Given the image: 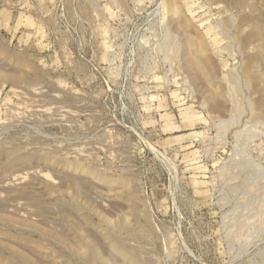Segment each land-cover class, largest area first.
Listing matches in <instances>:
<instances>
[{"label": "rangeland", "instance_id": "rangeland-1", "mask_svg": "<svg viewBox=\"0 0 264 264\" xmlns=\"http://www.w3.org/2000/svg\"><path fill=\"white\" fill-rule=\"evenodd\" d=\"M0 264H264V0H0Z\"/></svg>", "mask_w": 264, "mask_h": 264}]
</instances>
